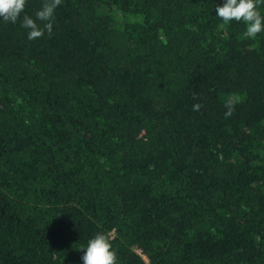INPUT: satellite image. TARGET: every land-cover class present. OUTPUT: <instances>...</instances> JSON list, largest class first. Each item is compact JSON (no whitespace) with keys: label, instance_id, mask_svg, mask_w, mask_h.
<instances>
[{"label":"trees","instance_id":"1","mask_svg":"<svg viewBox=\"0 0 264 264\" xmlns=\"http://www.w3.org/2000/svg\"><path fill=\"white\" fill-rule=\"evenodd\" d=\"M216 3L62 0L35 40L0 20V264H82L99 231L117 264H264V33Z\"/></svg>","mask_w":264,"mask_h":264},{"label":"clouds","instance_id":"2","mask_svg":"<svg viewBox=\"0 0 264 264\" xmlns=\"http://www.w3.org/2000/svg\"><path fill=\"white\" fill-rule=\"evenodd\" d=\"M61 2L62 0H43L33 17L25 11L26 0H0V20L13 24L19 20L20 26L27 31V38L35 40L41 38L45 31L52 33L55 11ZM260 4H264V0H223L222 4L216 3L215 13L225 24L242 21L245 24L242 36L255 38L264 33V14L259 9ZM230 105L231 101L226 116L231 114ZM200 107L196 103L193 110L198 111ZM81 249L84 250L82 264H117V254L109 233L97 232Z\"/></svg>","mask_w":264,"mask_h":264},{"label":"rangeland","instance_id":"3","mask_svg":"<svg viewBox=\"0 0 264 264\" xmlns=\"http://www.w3.org/2000/svg\"><path fill=\"white\" fill-rule=\"evenodd\" d=\"M100 14L109 20L116 22L117 24L122 23V21L130 20V17L124 15L116 8V6L100 5Z\"/></svg>","mask_w":264,"mask_h":264}]
</instances>
